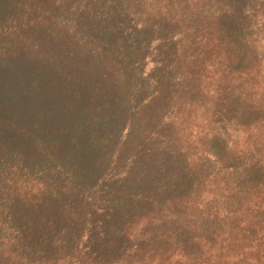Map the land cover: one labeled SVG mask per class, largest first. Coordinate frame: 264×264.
<instances>
[{
  "label": "trees",
  "instance_id": "trees-1",
  "mask_svg": "<svg viewBox=\"0 0 264 264\" xmlns=\"http://www.w3.org/2000/svg\"><path fill=\"white\" fill-rule=\"evenodd\" d=\"M0 264H264V0H0Z\"/></svg>",
  "mask_w": 264,
  "mask_h": 264
}]
</instances>
